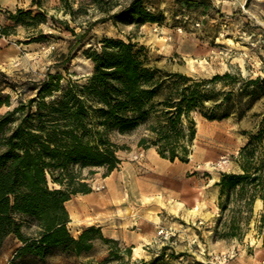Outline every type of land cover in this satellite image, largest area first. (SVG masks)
Wrapping results in <instances>:
<instances>
[{"label":"rangeland","instance_id":"obj_1","mask_svg":"<svg viewBox=\"0 0 264 264\" xmlns=\"http://www.w3.org/2000/svg\"><path fill=\"white\" fill-rule=\"evenodd\" d=\"M130 1L0 0V32L6 29L8 33L0 36V116L19 103L37 99L38 88L49 77L58 76L62 88L85 83L93 65L84 53L98 49L105 38L143 48L149 66L198 80L224 73L242 78L264 76V0H192L203 5L190 9L174 0H146L141 7L157 18L155 23L107 20L93 24ZM17 10H31L32 16L41 12L44 20L30 22L24 17V23L33 24H16L8 13ZM61 23L73 29L74 35ZM88 27L64 64L68 50ZM206 89L229 90L218 82ZM262 116L264 99L241 119L207 121L193 114L194 140L185 155L178 151L185 162L163 159L152 146L139 147V139L147 135L143 126L128 135L109 132L108 140L118 147L119 164L106 176L103 168L81 171L83 183L95 197L85 201L91 215L67 224L74 238L89 227L100 235H94L88 253L65 256L54 252L44 263L137 264L157 257L166 247L154 264H264V201L254 200L247 219L240 222L239 239L221 238L231 206L221 210L215 186L222 173H240L239 151L257 132ZM95 186L102 189L96 192ZM49 188L58 187L49 182ZM112 220L119 223L123 239L110 238ZM35 232L34 223L21 229L26 237ZM21 246L8 236L0 248V264H10Z\"/></svg>","mask_w":264,"mask_h":264},{"label":"trees","instance_id":"obj_2","mask_svg":"<svg viewBox=\"0 0 264 264\" xmlns=\"http://www.w3.org/2000/svg\"><path fill=\"white\" fill-rule=\"evenodd\" d=\"M144 1L131 0L111 17L93 24L107 20L157 22L141 7ZM174 1L187 9L203 5L201 1ZM36 6L40 8L39 3ZM24 17L30 22L44 20L41 12L32 16L31 10L8 13L16 24H33L24 23ZM61 24L74 35L73 29ZM88 29L68 50L64 64ZM7 34L6 29L0 32V36ZM142 51L131 42L105 38L98 49L84 53L93 65L85 83L62 88L58 76L49 77L38 88L37 99L19 103L0 116V248L8 236L22 244L10 264H45V257L54 252L79 256L92 249V239L100 233L89 227L74 238L67 229L65 203L73 195L90 193L81 178L82 170L103 168L106 176L119 164L118 147L108 140L109 132L128 135L143 126L147 135L139 139V147L152 146L163 159L185 162L178 151L185 155L194 140L193 114L207 121L241 119L264 99V76L242 78L224 73L198 80L149 66ZM216 82L229 90L206 89ZM235 83L239 85L233 92ZM238 164L240 173H222L215 183L221 210L231 206L221 238L239 239L240 222L247 219L254 200L264 201V116L257 132L240 149ZM49 182L58 188L50 189ZM28 223L36 227L31 237L21 233ZM166 250L162 247L157 257L137 264H154Z\"/></svg>","mask_w":264,"mask_h":264},{"label":"crops","instance_id":"obj_3","mask_svg":"<svg viewBox=\"0 0 264 264\" xmlns=\"http://www.w3.org/2000/svg\"><path fill=\"white\" fill-rule=\"evenodd\" d=\"M93 193H89L86 195H82L81 197H77L74 200H69L65 203V208L68 213L69 223L77 221L79 219H83L84 216L91 215L86 209L85 201L94 200L95 197H91ZM98 200H101L100 198ZM96 219H94L95 221ZM110 223L114 226V229L109 230L110 238H120L123 239V233L120 231L119 223L116 220H112Z\"/></svg>","mask_w":264,"mask_h":264},{"label":"built area","instance_id":"obj_4","mask_svg":"<svg viewBox=\"0 0 264 264\" xmlns=\"http://www.w3.org/2000/svg\"><path fill=\"white\" fill-rule=\"evenodd\" d=\"M186 20H187V17H184V19H183V23H185ZM195 26L198 27V24L196 23ZM177 31H178V32H181V29L178 28ZM141 155H142V154H140L139 156H141ZM101 189H102L101 186H95V187H94V190H95L96 192H97V191H100ZM159 234H162V232L160 231Z\"/></svg>","mask_w":264,"mask_h":264}]
</instances>
